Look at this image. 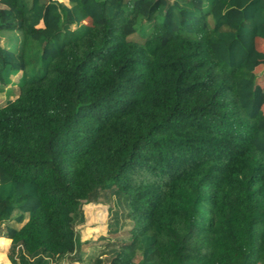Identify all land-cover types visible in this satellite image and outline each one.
Here are the masks:
<instances>
[{
  "label": "trees",
  "instance_id": "16d2710c",
  "mask_svg": "<svg viewBox=\"0 0 264 264\" xmlns=\"http://www.w3.org/2000/svg\"><path fill=\"white\" fill-rule=\"evenodd\" d=\"M262 41L264 0H0L10 263L78 260L93 202L95 264H264Z\"/></svg>",
  "mask_w": 264,
  "mask_h": 264
},
{
  "label": "rangeland",
  "instance_id": "374dc122",
  "mask_svg": "<svg viewBox=\"0 0 264 264\" xmlns=\"http://www.w3.org/2000/svg\"><path fill=\"white\" fill-rule=\"evenodd\" d=\"M62 3H68V0H59ZM261 47L264 48V42H261ZM256 82L259 85H264V64L258 65L255 68ZM15 79V77H13ZM18 88L14 84L7 85L0 90V105L4 104L7 99H13L17 96ZM84 221L76 227V231L81 241V248L78 253V260L64 259L63 264H95L99 249L102 248L103 238L109 237L107 233L108 222L110 221L109 206L106 203H85L82 207ZM124 228L117 234L120 238L126 237ZM114 238V236H113ZM3 246V245H2ZM0 246V264H11L7 257L8 248ZM90 255L93 257L91 258ZM99 264H105L101 261Z\"/></svg>",
  "mask_w": 264,
  "mask_h": 264
},
{
  "label": "crops",
  "instance_id": "0c3cea01",
  "mask_svg": "<svg viewBox=\"0 0 264 264\" xmlns=\"http://www.w3.org/2000/svg\"><path fill=\"white\" fill-rule=\"evenodd\" d=\"M3 245V246H2ZM0 246H2L3 248H9L10 246V239L5 238V237H0ZM8 253V250H7Z\"/></svg>",
  "mask_w": 264,
  "mask_h": 264
},
{
  "label": "built area",
  "instance_id": "2783aa9c",
  "mask_svg": "<svg viewBox=\"0 0 264 264\" xmlns=\"http://www.w3.org/2000/svg\"><path fill=\"white\" fill-rule=\"evenodd\" d=\"M58 264H63V262H61V263H58Z\"/></svg>",
  "mask_w": 264,
  "mask_h": 264
}]
</instances>
